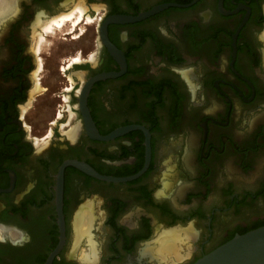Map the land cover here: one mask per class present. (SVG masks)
<instances>
[{"label":"flooded vegetation","instance_id":"1","mask_svg":"<svg viewBox=\"0 0 264 264\" xmlns=\"http://www.w3.org/2000/svg\"><path fill=\"white\" fill-rule=\"evenodd\" d=\"M75 5L92 24L55 64L39 38ZM85 206L94 264H166L147 249L173 228L191 264L263 226L264 0H0V264H90Z\"/></svg>","mask_w":264,"mask_h":264},{"label":"bare ground","instance_id":"2","mask_svg":"<svg viewBox=\"0 0 264 264\" xmlns=\"http://www.w3.org/2000/svg\"><path fill=\"white\" fill-rule=\"evenodd\" d=\"M79 12L80 14H83L84 9L80 8ZM75 15L76 12L74 10L71 13L55 18L53 23L47 27V31H49V33H53L54 30H62L67 28V20L72 21L70 25H72L71 28H74L78 20L81 18V16L76 17ZM79 59L80 56L76 57L74 60L79 61ZM77 133L78 132L76 130H73L71 135L75 137ZM77 221V244L84 238L88 243V248H86L82 253L81 259L89 262L90 264H94L97 261L98 254L96 252V242L91 232L94 216L89 206H85L81 211L78 212ZM191 236V228L184 229L182 231L176 228L170 230L164 229L158 233L157 237L154 239V245L149 246L147 251L151 253V256L157 257L159 261L162 260L165 261L166 264H170L176 259L183 258L184 254L182 249L184 251L188 250L187 253H189L191 244L189 243L190 241L188 238Z\"/></svg>","mask_w":264,"mask_h":264},{"label":"water","instance_id":"3","mask_svg":"<svg viewBox=\"0 0 264 264\" xmlns=\"http://www.w3.org/2000/svg\"><path fill=\"white\" fill-rule=\"evenodd\" d=\"M130 20L131 17L127 15H113L109 18V21L124 22ZM106 28L107 24L103 28L104 35ZM89 119H91L90 116ZM126 130L127 128L120 129L112 135L123 133ZM106 138H110V136ZM77 165L87 172L97 174V171L88 164L77 163ZM53 258L54 255L48 260L47 264H51ZM191 264H264V225L236 234L225 243L203 254Z\"/></svg>","mask_w":264,"mask_h":264},{"label":"rangeland","instance_id":"4","mask_svg":"<svg viewBox=\"0 0 264 264\" xmlns=\"http://www.w3.org/2000/svg\"><path fill=\"white\" fill-rule=\"evenodd\" d=\"M104 7V6H103ZM80 8H83L84 9V12H83V14H80V12H79V10H80ZM74 10H75V12H76V17L77 16H81V18L78 20V22H77V24H76V26L75 27H77V26H81V28L84 30V29H86V26L88 25V24H86V23H84L83 21L85 20V19H87V21L89 22V24H92V21H93V16H90L91 14H90V10H89V8L88 7H86V6H83V5H75L74 6ZM73 10V11H74ZM105 8L104 9H102V7L100 8V7H96L95 9H94V12H95V14H98V15H101L102 13H104L105 12ZM74 20V19H73ZM69 21H67L66 23H68ZM72 27V26H71ZM68 29L69 28H65V29H62V30H54L53 31V33H49V31H47V34H42V36H40V38H39V41H40V43L38 44L39 45V48L40 49H42L43 47H47L48 46V44H47V42H46V40H48V41H54V39L55 40H58V39H60V40H63V43H62V47H60L59 48V52H57L56 53V55H57V57H55V59H53V61L55 62V64H58V63H60L61 65H64V61L66 60L67 61V58L71 55V53H72V50H74V49H76V47H77V45L78 44H75V41L76 40H80V38H81V36L79 37V35L81 34V33H79V31L78 32H76V33H73L74 35H76L75 36V38H73V39H69V37L71 36V35H68V34H66L65 33V31L66 32H68ZM48 30V29H47ZM77 33H79V34H77ZM84 34V33H83ZM64 37H66V38H68V39H64ZM49 46L51 47L52 45H51V42H49ZM78 48V52H80L81 51V47H77ZM53 50V49H52ZM50 51V50H49ZM41 55H44V53H41ZM66 68V67H65ZM62 69L61 70V72H68L67 70L68 69ZM62 76V74H60L59 73V76ZM68 101V100H67ZM67 101H61L60 103H62V105L63 106H60L59 108H64L65 110L66 109H69L70 108V106H67ZM65 104V105H64ZM47 112H49V110H47ZM63 113V112H62ZM69 115L72 117V112L71 113H69ZM51 133V131L50 132H48V134H50Z\"/></svg>","mask_w":264,"mask_h":264},{"label":"trees","instance_id":"5","mask_svg":"<svg viewBox=\"0 0 264 264\" xmlns=\"http://www.w3.org/2000/svg\"><path fill=\"white\" fill-rule=\"evenodd\" d=\"M262 225H264V224H262ZM261 226V225H260ZM260 226H258V227H260ZM257 228V227H256ZM245 232V231H244Z\"/></svg>","mask_w":264,"mask_h":264}]
</instances>
